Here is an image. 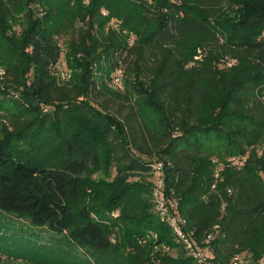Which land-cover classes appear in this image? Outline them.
<instances>
[{"label":"trees","instance_id":"16d2710c","mask_svg":"<svg viewBox=\"0 0 264 264\" xmlns=\"http://www.w3.org/2000/svg\"><path fill=\"white\" fill-rule=\"evenodd\" d=\"M55 1L0 0V218L58 235L45 257L65 263L196 264L153 209L162 166L194 243L216 235L210 264H259L264 0H64V20Z\"/></svg>","mask_w":264,"mask_h":264},{"label":"rangeland","instance_id":"374dc122","mask_svg":"<svg viewBox=\"0 0 264 264\" xmlns=\"http://www.w3.org/2000/svg\"><path fill=\"white\" fill-rule=\"evenodd\" d=\"M84 1L82 2L83 4ZM63 2L64 0H56L54 2L55 6L61 8L62 10L61 17H58L59 20H64L67 17L71 16V14L66 10L65 6L62 5ZM74 3L75 2L72 1L69 6H73ZM31 9L33 10L36 16L42 13L43 10L41 7L34 5L31 6ZM24 18V11H20L19 14L16 15V21L13 22L12 28L14 32L18 33L20 31L21 26L24 24ZM60 44H63L62 39L60 40ZM60 61H62L60 66L62 70L65 72L69 71V73H71L72 75V71L69 69L66 63L65 52L61 55ZM2 72H0V74ZM116 108V106H113L111 108V111L113 113H117ZM120 117L123 118L124 114H120ZM142 159L147 160L145 158ZM215 161H218V159H216ZM227 161L231 163L232 158H227ZM115 175L116 170L113 169L112 176L114 177ZM145 175L146 174H144V176ZM139 179L140 178L138 177L132 180ZM148 180L154 183L156 181V177L154 175H149ZM153 209L156 215L159 217L160 221L162 222L161 217L156 210L155 204L153 205ZM117 214L118 212L115 211L111 214V216L116 218ZM154 237L156 238V235H154ZM60 242L61 240H59L58 235L54 234L46 228L35 227L31 225L28 221L22 220L15 215L5 214L2 218H0V264H73L65 263L63 260L60 259H51L49 257H45L46 251H50L48 249L52 250V248H56L57 246H59L58 243ZM33 245L42 247V250L40 249L36 252L29 250L31 247H33ZM26 248H28L27 250L30 251V253L26 254L24 257L17 255V250H24ZM155 251L156 253L161 255L165 254V252L172 256H176L177 254V251L175 249L171 248L170 251H166L164 247L160 246H156ZM80 254L85 255L82 252H80Z\"/></svg>","mask_w":264,"mask_h":264},{"label":"built area","instance_id":"2783aa9c","mask_svg":"<svg viewBox=\"0 0 264 264\" xmlns=\"http://www.w3.org/2000/svg\"><path fill=\"white\" fill-rule=\"evenodd\" d=\"M42 15V13H40ZM113 28L120 31V25L116 22L112 23ZM134 42V37L130 38V43ZM64 53V48L62 49V54ZM200 57H196L199 59ZM61 60V58H60ZM55 67L54 74L61 81H69L72 78L69 71H63L61 62ZM236 63V60L226 61L227 66H232ZM108 84L111 88L124 91L125 90V70L122 67L116 68L108 81ZM239 159L236 157L232 158V162L236 163ZM153 175L156 177L153 188V201L156 207L157 212L159 213L162 222L166 223L172 230L177 242L181 244L187 256H189L196 264H210L212 257V241H214L216 235L211 233L207 238L202 242V245L198 246L194 243L190 231L187 230V221L184 219L180 213H178L174 208L176 203H169L164 198V178L162 174V166H156L153 171ZM218 227L215 228V231ZM218 231H216L217 233ZM170 251V249H166ZM233 264H244V259L242 256L234 258ZM259 264H264V258L259 261Z\"/></svg>","mask_w":264,"mask_h":264}]
</instances>
